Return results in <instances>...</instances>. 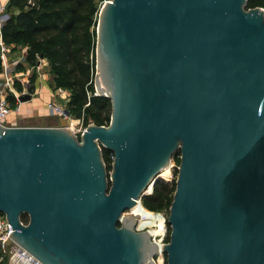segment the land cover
Listing matches in <instances>:
<instances>
[{
  "label": "water",
  "instance_id": "1",
  "mask_svg": "<svg viewBox=\"0 0 264 264\" xmlns=\"http://www.w3.org/2000/svg\"><path fill=\"white\" fill-rule=\"evenodd\" d=\"M247 3L105 2L95 95L111 100L109 125L0 126L16 243L43 264H156L125 213L180 154L166 264H264V9Z\"/></svg>",
  "mask_w": 264,
  "mask_h": 264
},
{
  "label": "trees",
  "instance_id": "2",
  "mask_svg": "<svg viewBox=\"0 0 264 264\" xmlns=\"http://www.w3.org/2000/svg\"><path fill=\"white\" fill-rule=\"evenodd\" d=\"M101 1L11 0L6 13L8 18L1 27V37L6 45L15 49L18 46L26 48V61L29 65H36L40 56L47 60L52 88L69 93L66 111L72 118L81 119L84 127L90 123L109 125L111 119L110 98L95 95L94 87L96 24ZM257 7L264 9V0H248L246 9ZM35 82L36 76H33L32 91L35 89ZM17 89L20 91L21 85H17ZM179 155L177 154L178 164ZM113 156L112 151L103 149L106 164L113 162ZM167 172L168 170L162 174L168 175L169 179L171 172ZM175 181L173 180L172 185L161 180L155 182L152 194L143 197V206L150 211L168 213L176 189ZM143 206L140 229L157 223ZM21 219L28 222L26 214ZM158 226L154 234L161 238L160 221ZM6 263L7 258L1 262Z\"/></svg>",
  "mask_w": 264,
  "mask_h": 264
},
{
  "label": "built area",
  "instance_id": "3",
  "mask_svg": "<svg viewBox=\"0 0 264 264\" xmlns=\"http://www.w3.org/2000/svg\"><path fill=\"white\" fill-rule=\"evenodd\" d=\"M111 0H103L99 3V9L97 12V21L98 15L105 4V2ZM26 53V48L23 49ZM26 57V56H25ZM0 60H1V70H0V79L3 82V86L0 88V126H19L17 122H11L10 116L11 115H18L22 109V106L26 102L20 101V96L22 94H30L32 96V101L34 96L36 95V91L31 90V81L32 78L28 79V75L30 74L31 70H35L38 73V79H45V76L42 77V69L45 66V59L43 57H38V62L36 65H31L27 69L21 70L18 69L21 64H23L21 59H12L9 54L8 45H6L1 37L0 33ZM36 76V75H35ZM17 85H21L22 89L18 91ZM60 90V89H59ZM62 91V90H61ZM69 98L66 96L65 101L68 102ZM28 101V102H30ZM46 110H48L49 115L57 116L62 121L66 123L70 122L71 124L67 126L71 129L77 136H80L82 132L85 130L86 127L81 124L80 121L77 119L74 121L71 116L66 111V108L61 103L50 101L46 104ZM79 125V126H78ZM76 126V127H75ZM180 158V155H179ZM170 170L171 176L169 179H165L168 181L176 180V172L178 171V163H177V155L173 156L170 160ZM152 194V193H151ZM150 195L146 194L145 196ZM143 198L138 203H142ZM143 205V203H142ZM154 216L161 215L164 218L165 223V230L164 234L159 240L155 234H152L151 230L152 227L146 225L139 228L140 225V218L135 214L131 213V210L127 211L125 215H132L137 217V222L135 225L136 231H146L151 234V240L158 245V252L155 255L154 261L156 264H165V253L162 250L164 244H166L168 238V213L165 211L155 212L150 211ZM25 223V222H24ZM156 227V226H154ZM13 232L11 225L6 220L3 214L0 215V264L6 258L13 260L16 264H43L41 261L36 259L32 254H30L26 249L21 247L18 243H16L10 236V233Z\"/></svg>",
  "mask_w": 264,
  "mask_h": 264
},
{
  "label": "rangeland",
  "instance_id": "4",
  "mask_svg": "<svg viewBox=\"0 0 264 264\" xmlns=\"http://www.w3.org/2000/svg\"><path fill=\"white\" fill-rule=\"evenodd\" d=\"M103 1V0H102ZM6 2H7V0H0V33H1V27H2V25H3V23L5 22V20L8 18V16L6 15V13L8 12V10H6L5 8H4V6H5V4H6ZM96 28H97V24H96ZM8 48H9V54H10V57L12 58V59H21L22 60V62H23V64H21L20 66H19V68L18 69H21V70H24V69H27V68H29V67H32L31 65H29L28 63H27V61H26V54H25V52L23 51V47H21V46H18V47H16V49L13 47V46H8ZM0 70H1V68H0ZM36 75V80L38 79V73L33 69V70H31V72H30V74L28 75V79H30V78H32V76H35ZM48 75H50V70H49V66H47V65H45L44 67H43V69H42V77H47ZM95 75H96V73H95ZM43 80V79H42ZM1 86H3V82L1 81V79H0V88H1ZM94 87H95V89H96V86H95V78H94ZM95 92H96V90H95ZM36 95H37V93H36ZM36 95L34 96V98L36 97ZM57 96H60V97H57ZM56 97H55V99H53L52 101L53 102H57V103H61L62 105H64V103L63 102H66L65 101V98H66V95H64V93H58V95H57ZM50 102V101H49ZM48 103V102H47ZM46 103V104H47ZM66 108V107H65ZM48 111V110H47ZM49 116V115H48ZM51 116V115H50ZM55 118H52V117H44V118H42V117H33V118H31V117H26V118H23V119H20L19 121H18V125L19 126H33V125H39V124H58L59 123V126H69L71 123L70 122H68V123H66L65 121H62L59 117H57V116H54ZM72 119H74V121H76L77 120V118H72ZM79 121H80V123L82 124V120L81 119H78ZM59 121V122H58ZM79 126V125H78ZM76 127V126H75ZM111 168H112V162L111 163H107V169H108V171H111ZM167 174H169V172H167ZM164 176H165V179H167L168 177V175H164V174H161L159 177L160 178H158L157 179V181L158 180H161V181H164V182H166V183H169L170 185H172V182L173 181H168V180H165V179H163L164 178ZM176 177H177V172H176ZM156 181V182H157ZM171 187V186H170ZM153 191H152V189H149L148 191H147V193L146 194H151ZM174 194V193H173ZM141 203V202H140ZM139 203V206L136 208V209H134V210H132L131 211V213L132 214H136V213H139L140 214V217L139 218H141L143 215H144V212H143V208H142V206H141V204ZM149 213H150V215H151V217L157 222L154 226H156V227H154V226H150V227H152V232H153V234L155 233V232H157V230H158V221H160L161 222V224H162V228H161V231L163 230V228L165 227V223H164V218H163V216H161V215H153L151 212H150V210L149 209H147L145 206H143ZM168 214H169V212H168ZM141 220V219H140ZM140 223V222H139ZM170 231H171V229L169 228V230H168V236L170 235ZM165 264H166V254H165Z\"/></svg>",
  "mask_w": 264,
  "mask_h": 264
},
{
  "label": "crops",
  "instance_id": "5",
  "mask_svg": "<svg viewBox=\"0 0 264 264\" xmlns=\"http://www.w3.org/2000/svg\"><path fill=\"white\" fill-rule=\"evenodd\" d=\"M45 65L48 66V62L46 59H45ZM34 90L37 92L36 97L32 101L24 103L18 115H14V114L11 115L9 118L11 122L18 123L20 119H23L26 117L55 118L54 116L49 115L48 111L46 110V103L55 99V97L58 95L59 92L64 93V95L68 96L69 98V93L66 90H63V89L59 90V89L52 88L50 75L45 77V79L43 80L37 79L35 82ZM57 97H60V96H57ZM63 103L65 106L67 102H63ZM33 126H59V123L58 124H39V125H33ZM6 264H16V262L8 258Z\"/></svg>",
  "mask_w": 264,
  "mask_h": 264
},
{
  "label": "bare ground",
  "instance_id": "6",
  "mask_svg": "<svg viewBox=\"0 0 264 264\" xmlns=\"http://www.w3.org/2000/svg\"><path fill=\"white\" fill-rule=\"evenodd\" d=\"M166 170H168V172H169V171L171 172V170H170V166H168V167H166L165 169H163L162 172L159 174V176H160L164 171H166ZM149 189H151V187H149ZM149 189H148V190H149ZM148 190H147V191H148ZM147 191H146L145 193H147ZM138 206H139V203H137L136 206H134L133 208H131V211L134 210V209H136ZM135 215L138 216V217H140V214H139V213H136ZM164 230H165V227H164L163 230L161 231V232H162V233H161L162 236H163V234H164ZM162 236H161V238H162ZM157 238H158V237H157ZM161 238H158V239L161 240Z\"/></svg>",
  "mask_w": 264,
  "mask_h": 264
},
{
  "label": "flooded vegetation",
  "instance_id": "7",
  "mask_svg": "<svg viewBox=\"0 0 264 264\" xmlns=\"http://www.w3.org/2000/svg\"><path fill=\"white\" fill-rule=\"evenodd\" d=\"M152 241V240H151Z\"/></svg>",
  "mask_w": 264,
  "mask_h": 264
}]
</instances>
